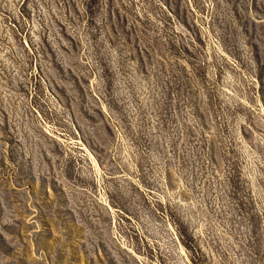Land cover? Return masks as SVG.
<instances>
[{
    "label": "rangeland",
    "instance_id": "rangeland-1",
    "mask_svg": "<svg viewBox=\"0 0 264 264\" xmlns=\"http://www.w3.org/2000/svg\"><path fill=\"white\" fill-rule=\"evenodd\" d=\"M0 264H264V0H0Z\"/></svg>",
    "mask_w": 264,
    "mask_h": 264
}]
</instances>
